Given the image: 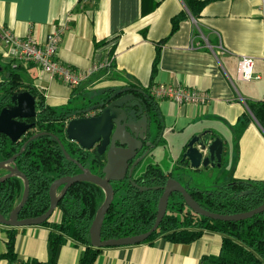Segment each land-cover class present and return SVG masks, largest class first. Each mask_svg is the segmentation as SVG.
Returning <instances> with one entry per match:
<instances>
[{"label": "crops", "instance_id": "1", "mask_svg": "<svg viewBox=\"0 0 264 264\" xmlns=\"http://www.w3.org/2000/svg\"><path fill=\"white\" fill-rule=\"evenodd\" d=\"M261 6L262 0H206L196 18L183 0H91L85 4L80 0H0V27H9L22 37L31 31L41 43L69 17L70 27L58 58L82 71L94 65L102 68L72 88L33 63H12L2 42L0 64L16 68L22 81L32 84L44 95L48 106L58 112L71 110L65 108L72 102L76 108L87 105L84 95L91 90L100 91V97L109 88H148L152 84L179 83L189 89L206 90L211 100L205 104L156 100L164 127L159 131L160 143L150 153L154 161L147 165L159 166L167 175L176 176L179 172L172 169L178 163L185 167L180 159L187 142L196 134L210 131V138L220 136L225 142L222 165L200 169L187 166L189 173L217 171L226 179L224 183L232 179L264 182V129L248 106V101L264 100ZM181 11L188 16L172 32V19ZM218 44L228 51L213 52L209 45ZM158 50L160 59L152 75ZM242 55L254 58V74L259 78H238L237 65ZM94 95L89 99L97 98ZM168 135L176 139L178 158L163 152L161 160L156 159L166 147ZM166 165L169 167L165 170ZM60 216L57 208L50 221ZM12 228L16 232L15 261L3 256ZM50 230L43 224L12 227L0 223V264H49ZM222 239L221 233L206 230L188 243L158 237L152 242L106 247L94 264H211V259L220 254ZM85 249V244L67 237L58 247L56 260L58 264H78Z\"/></svg>", "mask_w": 264, "mask_h": 264}, {"label": "trees", "instance_id": "2", "mask_svg": "<svg viewBox=\"0 0 264 264\" xmlns=\"http://www.w3.org/2000/svg\"><path fill=\"white\" fill-rule=\"evenodd\" d=\"M183 1L196 18L201 14L206 3V0ZM187 16L186 11H181L173 17L172 32L179 28L181 21ZM159 59L160 51L158 50L152 75L157 71ZM3 66L4 71L0 80V111L6 103L11 102L13 93L21 89L29 90L39 103L37 127L40 131H48L36 138L28 137L23 151L21 148L24 143H14L6 134L0 132V161L17 155L14 164L29 180V198L21 209L19 218L36 217L45 213L50 207L49 190L52 182L59 177L76 174L79 170L78 164L66 157L64 149L84 166L86 159H94L90 150H85L75 141L68 139L66 134L68 121L74 116H85L94 104L100 100L105 101L108 94H114L117 90L109 88L105 96H101L95 102L88 99L87 105L58 112L48 106L44 95L32 84L22 81L20 72L16 68H12L10 64ZM138 89L143 96H147L146 101L153 107L156 126L160 131L164 127V119L156 100L150 95L149 87ZM248 106L264 129V100L248 101ZM94 160L98 161L99 168L103 166L101 157ZM180 164L186 165V162L180 159ZM143 178L146 179L145 184L152 185L150 178H155L154 183L164 185L169 175L159 166L150 164ZM146 187L148 189H141L131 183H128V186L115 187L114 200L102 226L103 239L140 234L153 227L163 190L159 188L160 186ZM24 188L25 183L19 176L0 181L1 214L9 217L11 211L21 201ZM186 188L203 208L220 214L242 213L264 204V182L262 181L232 179L215 189L202 190L191 186ZM61 189H63L62 186L59 187L60 191ZM104 199V190L94 182L79 181L69 187L58 204L60 219L47 220L43 223L51 229L49 264H58L57 250L67 237L86 245L78 264H94L102 248L91 245L90 227ZM206 230L223 235L220 254L211 259V264H264V212L238 221L214 220L191 210L180 193L171 195L165 217L143 243L152 242L158 237H164L172 242L188 243L200 238ZM6 246L7 251L3 256L10 261H15L17 252L14 228L8 232ZM206 262L207 258L204 260V263ZM33 263L39 264V262Z\"/></svg>", "mask_w": 264, "mask_h": 264}, {"label": "water", "instance_id": "3", "mask_svg": "<svg viewBox=\"0 0 264 264\" xmlns=\"http://www.w3.org/2000/svg\"><path fill=\"white\" fill-rule=\"evenodd\" d=\"M3 71L4 66L0 64V73ZM125 91L140 92V89L130 86L124 87L118 94ZM11 102L12 105L5 106L0 111V132L6 134L12 142L18 143L34 125V123H29L20 119L36 116V97L29 90L21 89L12 94ZM135 107L136 102L134 101V94L130 93L111 101L102 109L101 114L98 116H79L71 118L68 121L66 126L67 137L69 140L78 143L81 148L91 150L98 143V152L103 154L106 148L109 147L107 152V163L103 168L105 176L93 174L89 168L78 163V166L82 170L81 173L72 176H63L52 182L49 190L51 200L50 207L42 215L23 219L19 218V213L29 198V180L20 169L11 166L17 158V155L7 160L0 161V169L7 168L9 170L7 174L0 176V181H4L12 176H19L25 183L21 201L11 211L9 217L0 213V223L12 227L43 224L45 221L52 218L54 212L58 208L59 201L65 195L69 187L79 181H90L99 184L105 192V199L99 207L90 227L91 245L96 248L143 243L158 228L165 217L168 210L169 199L173 193H180L186 205L195 213L214 220L238 221L250 218L256 213L264 212V204L255 209L236 214L212 212L203 208L181 181L174 177H169L166 183L159 187L163 192L158 202L156 221L150 230L120 238L103 239V222L115 196V188L112 185V181L123 180L126 177L127 171H129V176L131 177L133 168L156 146L155 142L149 138L152 134L150 122H148L149 127L147 124L146 126L144 123L142 124L138 118L141 113L137 111ZM130 108L132 109L129 114L122 115L123 111ZM41 134L42 133L35 134L31 138H36ZM210 134V131H204L201 134L194 135L187 142L182 152V161L186 162V167L200 169L201 167H220L222 165L225 142L220 136L210 138L208 136ZM146 139H148L147 146H149L147 152L136 159L131 165V168H129L130 162L137 157L139 151L142 149L143 140ZM58 140L60 141L59 138ZM117 142L120 143V146L117 145ZM26 143L21 148V151L25 148ZM62 147L64 149L63 145ZM64 151L67 158L77 162V160L72 158L65 149ZM63 184H65V186L61 192H58L59 187ZM137 187L148 189L146 186Z\"/></svg>", "mask_w": 264, "mask_h": 264}, {"label": "built area", "instance_id": "4", "mask_svg": "<svg viewBox=\"0 0 264 264\" xmlns=\"http://www.w3.org/2000/svg\"><path fill=\"white\" fill-rule=\"evenodd\" d=\"M91 0H80L82 4ZM264 18V0L261 6ZM70 18L58 24L48 33L44 43L37 40L30 31L26 36L17 35L11 28L0 27V42L6 47V55L12 63L18 61L33 63L40 67L50 77L63 81L68 86L75 88L88 80V78L102 66L94 65L88 71L78 70L65 64L58 58V50L65 32L69 29ZM213 52L224 53L228 51L222 44L209 45ZM255 60L252 56L242 55L238 60L237 75L240 80L251 81L259 78L254 74ZM149 93L154 100L170 99L179 104H205L210 102L211 96L206 90L189 89L179 83L152 84Z\"/></svg>", "mask_w": 264, "mask_h": 264}, {"label": "flooded vegetation", "instance_id": "5", "mask_svg": "<svg viewBox=\"0 0 264 264\" xmlns=\"http://www.w3.org/2000/svg\"><path fill=\"white\" fill-rule=\"evenodd\" d=\"M3 72L0 73V76H2ZM0 80H1V77H0ZM121 89L117 90V92H115L114 94H108V97L106 98L105 101H102L100 100L98 103L94 104L91 108V110H89L88 112H86V115L85 116H98L101 114L102 112V109L107 106L111 101H113L114 99H117V98H120L126 94H134V101L136 102V107L135 109L137 111H140V115L138 116V118L140 119L139 121L142 122V124L144 123V125L146 126V124L148 125L149 127V124L148 122H150V129H151V136L149 137L150 140L154 141L156 145H158L160 143V140L158 138V135H159V129L156 128V122H155V111L153 109V107L146 101L147 100V96H143L140 92H137V91H125V92H122V93H119ZM11 100V99H10ZM9 105H12V102L10 103H6L3 107L5 106H9ZM38 101L36 99V116L34 117H30V118H24V119H20V120H25L26 122H29V123H34L33 127L31 129H29L27 131V133L22 137L21 141L18 142V143H26V140L28 137H32L33 135L35 134H38V133H46L48 131H40L39 128L37 127V121H38V113H39V108H38ZM2 107V108H3ZM131 109H126L125 111L122 112V115H127L131 112ZM31 132H32V135H31ZM148 138V139H149ZM148 139L146 140H143V145H142V149L139 151L137 157L135 159H133L131 162H130V167L131 168V165L136 161V159L140 158L142 155H144L149 146H147V142H148ZM117 145L120 146V143L117 142ZM156 147V146H155ZM154 147V148H155ZM98 148H99V144L97 143L91 150V154L93 155L94 159L98 158V157H101L102 158V161L104 162L103 163V166L99 168V165H98V161L96 160H88L86 159L85 160V166L86 168H89V170L93 173V174H97V175H100V176H105L104 172H103V168L104 166L106 165L107 163V152L109 150V147L106 148L105 152L103 154L99 153L98 152ZM154 148H152L149 153L144 157L142 158L138 164L133 168L132 170V174H131V177L129 176V171H127V174H126V177L121 180V181H112V185L114 186V188L116 186H128V183H131L133 186H163L161 184H156L154 183L155 182V178H150V180H152V185L150 184H145L144 181H146V179L143 178L144 176V173L146 171V168L140 172V173H137L138 171V167L141 163L144 162V160L147 158L148 155H150V153L154 150ZM77 164L79 162H76ZM11 166H15V164L13 163ZM16 167V166H15ZM79 167V166H78ZM0 170H5L2 174H7L9 172V170L7 168H1ZM82 170L80 169L79 167V170L76 172V174H79L81 173ZM75 175V174H73ZM65 176H69V175H65ZM72 176V175H70ZM63 177V176H62ZM169 177H174L176 178L177 176H174V175H169ZM60 178V177H59ZM179 181H181V183L184 185V186H188L187 184H185L186 182L183 181L182 179H180ZM121 184H124V185H121ZM73 185V184H72ZM71 185V186H72ZM99 185V184H97ZM62 188L65 186V184L61 185ZM100 186V185H99ZM62 190V189H61Z\"/></svg>", "mask_w": 264, "mask_h": 264}, {"label": "rangeland", "instance_id": "6", "mask_svg": "<svg viewBox=\"0 0 264 264\" xmlns=\"http://www.w3.org/2000/svg\"><path fill=\"white\" fill-rule=\"evenodd\" d=\"M0 77H2V76H0ZM118 89H119V87H118ZM91 91H87L84 96L87 97V100H88L92 96V94L93 95L95 94L94 97H97V98L90 99L91 102H95L100 97L99 95H102V93L100 91H94V92H91ZM87 100L85 101V103L87 102ZM75 105L76 104L74 102H72L68 106H66L65 109H67V107L73 108ZM167 138L168 139L166 141V147L163 148L164 151L160 150V153L158 155H156V159H159L158 157H160L159 160H161V157L164 155V153L169 155V156H171V157L175 156V157L178 158V155H179L178 154V152H179L178 151V146L174 145V143L176 141L175 137H171V136L168 135ZM158 148H161V146H159ZM153 161H154V159L151 157V155H148L147 158L144 160V162L139 165L137 173L142 172L146 168V165L148 164L147 162H153ZM169 162L171 164V160ZM160 165L161 166L163 165L162 161L160 162ZM168 167L169 166L166 165V166H164V169L166 170ZM171 168H173V167L171 166ZM175 168L176 169H172V171L174 170L176 173L179 172V174L177 173L176 176L177 177L178 176L181 177L179 179L186 180L187 182L185 181L186 182L185 184H187L188 186H191V187H197V188L202 189V190L215 189L219 185L223 184L224 181H226L224 176H219L217 174V171H214L217 174L216 175L214 172L211 171L212 169L210 171L213 174H211V172H208L206 170H203V171H190V173H189V171L187 170L186 166L185 167L184 166H180L179 163L175 166ZM4 171L5 170H0V176H1V174ZM182 176H184V178H182Z\"/></svg>", "mask_w": 264, "mask_h": 264}]
</instances>
